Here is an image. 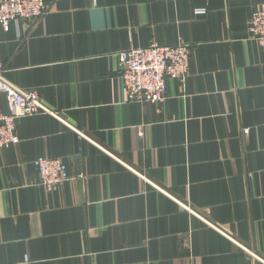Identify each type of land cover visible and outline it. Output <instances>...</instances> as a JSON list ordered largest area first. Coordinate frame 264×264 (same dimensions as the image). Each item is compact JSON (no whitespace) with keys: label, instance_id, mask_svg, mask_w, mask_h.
Segmentation results:
<instances>
[{"label":"crops","instance_id":"1","mask_svg":"<svg viewBox=\"0 0 264 264\" xmlns=\"http://www.w3.org/2000/svg\"><path fill=\"white\" fill-rule=\"evenodd\" d=\"M43 3L0 25L4 79L58 115L0 149V264H264V49L246 34L264 0ZM179 43L186 79L128 102L117 53ZM37 158L72 179L48 192Z\"/></svg>","mask_w":264,"mask_h":264},{"label":"built area","instance_id":"2","mask_svg":"<svg viewBox=\"0 0 264 264\" xmlns=\"http://www.w3.org/2000/svg\"><path fill=\"white\" fill-rule=\"evenodd\" d=\"M46 11L43 0H0V25L6 29L19 20L33 22ZM246 34L249 42L264 49V3L258 5L251 14ZM116 57L124 97L128 102L163 103L167 93L166 79L183 82L189 74L190 47L187 44H150L146 48H130L119 52ZM3 74V65L0 63V94H5L9 111L0 114V149L19 143L15 129L21 118L36 114L58 116L50 112L36 95L14 88L4 79ZM75 132L80 139L84 138ZM33 166L38 174L37 184L48 192H53L72 179L68 176L66 165L59 158H37Z\"/></svg>","mask_w":264,"mask_h":264}]
</instances>
